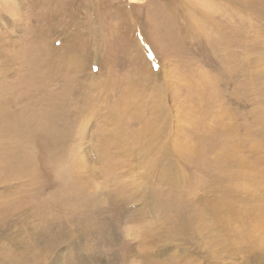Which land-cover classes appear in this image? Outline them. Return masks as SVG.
I'll use <instances>...</instances> for the list:
<instances>
[{
    "label": "rangeland",
    "instance_id": "1",
    "mask_svg": "<svg viewBox=\"0 0 264 264\" xmlns=\"http://www.w3.org/2000/svg\"><path fill=\"white\" fill-rule=\"evenodd\" d=\"M0 43V264H264V0H0Z\"/></svg>",
    "mask_w": 264,
    "mask_h": 264
},
{
    "label": "bare ground",
    "instance_id": "2",
    "mask_svg": "<svg viewBox=\"0 0 264 264\" xmlns=\"http://www.w3.org/2000/svg\"><path fill=\"white\" fill-rule=\"evenodd\" d=\"M0 44H1V43H0ZM0 49H1V47H0ZM18 51H20V53H19L20 58L23 59V58H24V56H23V52H24V51H23V50H22V51H21V50H18ZM14 127H15V126H14Z\"/></svg>",
    "mask_w": 264,
    "mask_h": 264
}]
</instances>
